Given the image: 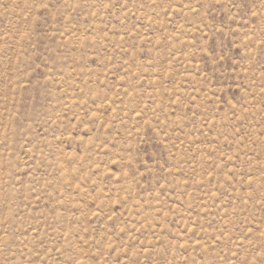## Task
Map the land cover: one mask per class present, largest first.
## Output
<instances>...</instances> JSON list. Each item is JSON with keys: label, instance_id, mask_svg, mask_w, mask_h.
<instances>
[{"label": "rangeland", "instance_id": "rangeland-1", "mask_svg": "<svg viewBox=\"0 0 264 264\" xmlns=\"http://www.w3.org/2000/svg\"><path fill=\"white\" fill-rule=\"evenodd\" d=\"M0 264H264V0H0Z\"/></svg>", "mask_w": 264, "mask_h": 264}]
</instances>
